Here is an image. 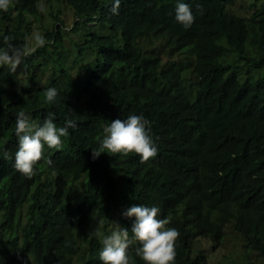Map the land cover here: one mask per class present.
Here are the masks:
<instances>
[{"label":"trees","instance_id":"obj_1","mask_svg":"<svg viewBox=\"0 0 264 264\" xmlns=\"http://www.w3.org/2000/svg\"><path fill=\"white\" fill-rule=\"evenodd\" d=\"M114 2L13 0L0 12V46L27 50L34 23L46 38L15 72L0 66V264H102L97 232L118 223L131 237L122 212L134 204L177 229L175 264H208L201 243L214 250L229 228L245 264L249 252L264 260V0H185L187 29L176 0H119L113 13ZM177 52L187 56L161 63ZM19 110L78 123L31 178L2 158ZM130 113L150 121L157 154L93 159L104 127Z\"/></svg>","mask_w":264,"mask_h":264},{"label":"clouds","instance_id":"obj_2","mask_svg":"<svg viewBox=\"0 0 264 264\" xmlns=\"http://www.w3.org/2000/svg\"><path fill=\"white\" fill-rule=\"evenodd\" d=\"M13 0H0V12H7ZM119 0H115L111 11H118ZM174 19L183 28L191 27L194 16L190 5L185 0H176ZM33 45L27 50L16 49L12 44L0 46V66H7L10 72H15L23 56L46 44V38L39 32L31 34ZM57 89L48 87L44 90L47 104L55 103ZM75 119L65 118L62 125L56 123V113L48 111L41 122H34L30 112L19 110L15 114L14 134L16 150L11 156L4 150L2 158L11 159L12 166L26 178L35 174V165L41 159L42 150L59 149L63 138L69 135L70 129H76ZM104 135L96 148L91 149L95 159L101 153L128 155L135 153L141 161L148 160L157 154V143L151 135L150 121L143 114L130 113L123 119L116 118L103 129ZM160 209L156 205L134 204L122 212L125 217L132 218L131 237L129 228L116 223L109 232L98 231L102 247L99 250V260L102 264H136L129 256V245L135 240L138 247L136 256L144 264H175V240L178 231L175 227L166 226V218L158 216Z\"/></svg>","mask_w":264,"mask_h":264},{"label":"rangeland","instance_id":"obj_3","mask_svg":"<svg viewBox=\"0 0 264 264\" xmlns=\"http://www.w3.org/2000/svg\"><path fill=\"white\" fill-rule=\"evenodd\" d=\"M48 21V20H47ZM67 24H72V15L69 14L67 16ZM40 34L43 33V29L41 28L39 23L32 24V32ZM43 35V34H42ZM30 45H33V41L31 39V35L29 36ZM187 56L186 53L177 52L173 55H163L161 63L171 62L175 60H180L181 58ZM225 238L223 239L220 246L215 248L214 250L211 248V243L207 241H203L201 245L205 248L206 252L209 254L208 256V264H245L241 259L242 249H241V239L238 235L235 234L230 228L226 231ZM249 260L250 264H264V260L259 258L255 252H249ZM234 262V263H233Z\"/></svg>","mask_w":264,"mask_h":264}]
</instances>
